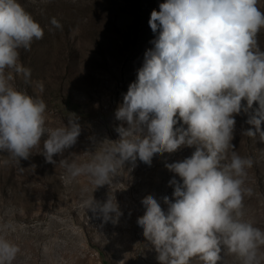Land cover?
<instances>
[{"label":"clouds","instance_id":"1","mask_svg":"<svg viewBox=\"0 0 264 264\" xmlns=\"http://www.w3.org/2000/svg\"><path fill=\"white\" fill-rule=\"evenodd\" d=\"M258 0H166L153 10L149 26L159 34L145 52L137 79L128 87L115 112L127 123L116 130V146L77 164L62 159L70 178L88 175L97 186L110 183L118 166L137 159L151 164L155 154L173 153L182 146H196L190 158L165 166L177 174L173 200L163 197L165 212L152 195L142 199L145 213L137 218L143 234L158 253L160 264H189L199 257L204 264H218L222 250L241 258L243 264H261L264 230L242 220L246 169L252 159L228 150L236 124L235 115L258 104L248 123L264 140V51L257 34L264 28ZM56 28L62 25L52 18ZM44 31L19 0H0V151L28 159L43 139L48 163L77 142L78 119L56 128L46 127L43 99L15 87V75L27 83L31 69L20 62V50H30ZM15 74V75H14ZM40 91L43 86L40 85ZM242 101H246L243 104ZM75 115V114H74ZM187 127H175L179 122ZM87 209L103 222L118 223L123 215L117 202L92 198ZM9 225H0V264H13L19 247L7 239Z\"/></svg>","mask_w":264,"mask_h":264},{"label":"rangeland","instance_id":"2","mask_svg":"<svg viewBox=\"0 0 264 264\" xmlns=\"http://www.w3.org/2000/svg\"><path fill=\"white\" fill-rule=\"evenodd\" d=\"M44 31L30 50H20V62L31 69L29 82L15 75L19 90L41 98L47 105L46 127L65 125L78 119L81 134L75 145L48 163L42 154L43 139L31 149L28 159H17L0 151V225H9L6 236L20 251L13 264H160L158 253L137 224L146 209L142 199L152 195L167 212L163 197L170 200L181 178L165 165L190 158L196 146H182L173 153L155 154L151 164L137 159L135 166H118L110 183L97 186L88 175L70 178L62 159L83 164L116 146L117 128H127L115 112L128 87L137 79L145 52L154 47L149 19L166 0H19ZM257 7L264 12V0ZM55 18L61 25L51 24ZM264 51V28L257 34ZM40 85L43 91H40ZM246 104V101H242ZM252 109L235 115L233 148L239 156L251 158L243 187L242 220L264 230V140L248 136L255 126L248 123ZM75 114V115H74ZM183 126L179 122L175 127ZM264 130V124L261 125ZM117 202L118 223L103 222L86 202ZM260 252L264 254V246ZM218 264H243L241 258L222 250ZM189 264H204L199 257ZM264 264V255L261 256Z\"/></svg>","mask_w":264,"mask_h":264}]
</instances>
